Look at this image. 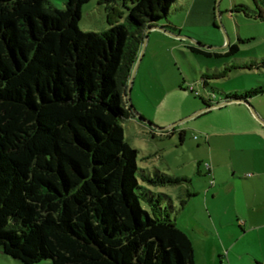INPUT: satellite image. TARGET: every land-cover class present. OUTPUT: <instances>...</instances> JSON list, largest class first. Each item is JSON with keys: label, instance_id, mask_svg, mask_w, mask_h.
<instances>
[{"label": "trees", "instance_id": "obj_1", "mask_svg": "<svg viewBox=\"0 0 264 264\" xmlns=\"http://www.w3.org/2000/svg\"><path fill=\"white\" fill-rule=\"evenodd\" d=\"M87 1L0 0V249L25 264H195L158 198L141 205L123 131L146 29L175 0H129L101 32L78 27Z\"/></svg>", "mask_w": 264, "mask_h": 264}, {"label": "rangeland", "instance_id": "obj_2", "mask_svg": "<svg viewBox=\"0 0 264 264\" xmlns=\"http://www.w3.org/2000/svg\"><path fill=\"white\" fill-rule=\"evenodd\" d=\"M65 2L47 0V5L63 8ZM130 5L129 0H116L112 6L89 0L81 5L78 27L101 32L125 22ZM259 10L264 12V0H175L167 16L147 32L144 46L142 41L128 95L126 90L127 107L140 116L133 113L126 119L123 131L125 141L137 149L141 205L147 208L148 197L153 194L158 198L163 213H168L192 240L196 264H206L204 246L210 240L206 232L222 230L221 237L227 240L236 230L241 231L242 215L255 213L251 210L256 199L253 187L264 189L261 181L256 185L247 182V165L237 159L240 152L242 156H259L264 152V139L246 135L245 142L238 143L229 135L236 133L240 123L262 125L248 106L262 119L264 15L259 17ZM247 93L244 100L232 98ZM222 102V106L188 117L207 104ZM223 125L225 129L219 133ZM183 126L187 131L181 137ZM199 128L223 134L211 145L214 162H219V178L207 173L205 164L215 168V163L204 139L208 132ZM230 223L235 226L232 234L226 228ZM210 244L214 249L216 243ZM0 264L25 263L0 249ZM30 264L51 263L43 259Z\"/></svg>", "mask_w": 264, "mask_h": 264}, {"label": "crops", "instance_id": "obj_3", "mask_svg": "<svg viewBox=\"0 0 264 264\" xmlns=\"http://www.w3.org/2000/svg\"><path fill=\"white\" fill-rule=\"evenodd\" d=\"M185 47H188V42L185 43ZM244 113L246 114V117L249 119L251 118V114L244 110ZM261 114V113H260ZM262 119L264 120V116L260 115ZM224 125L221 126L220 132H223ZM200 131L205 132L207 130L203 128H199ZM180 131H183L185 134L187 131V128L183 126ZM208 132V131H207ZM217 133L216 130L210 131L208 133H205L204 139L207 141L209 145V151H210V157L212 161H215L214 156L212 155V142L214 140H219L218 137L222 136L223 134H212ZM230 136L236 137V141L238 143H244L246 135H251V137H257L260 139H264V126L260 125L258 122H253L250 125L244 126V124H238V127H236V133L235 134H229ZM243 148V147H242ZM241 150V149H240ZM245 150V149H244ZM259 156H242L243 152L239 153V156H237V159L241 164L247 165V168L244 169L247 176H244L247 179V182L251 183L252 185H256L258 181H261L264 184V152ZM214 166L212 167L211 163L209 164V168L207 169V173L212 174L215 178H219L217 176V166L219 162H214ZM249 166V167H248ZM227 180V179H225ZM211 181L213 184H216L214 181V178L212 177ZM246 181V180H245ZM255 187V186H254ZM253 187V196L256 197L254 200V204L252 205L251 210L255 213L248 212L244 215H242V218L244 221H240L241 224V231L236 232L234 229V225L232 223L227 225V229L229 232H233L234 235L228 238L227 240L222 239L221 237V231L222 230H216L215 233L211 232L210 230L206 232L205 236L206 239H210L207 242H205L202 245L204 246V255L203 259L206 260V264H262L264 263V189H261L260 187ZM219 191V188H217L214 192H212V197L215 196ZM243 193H247L245 189H243ZM249 205L248 202H246V208ZM241 216V215H240ZM212 226H215L214 223H212ZM210 235H214V237H211ZM192 241V240H191ZM216 243L213 245L214 249H212V246L210 243ZM193 249L195 253V247L194 244ZM202 251V250H201ZM214 254V259L211 258V255ZM195 259V256H194ZM196 264V259H195Z\"/></svg>", "mask_w": 264, "mask_h": 264}, {"label": "water", "instance_id": "obj_4", "mask_svg": "<svg viewBox=\"0 0 264 264\" xmlns=\"http://www.w3.org/2000/svg\"><path fill=\"white\" fill-rule=\"evenodd\" d=\"M156 26L155 25H151V26H149L148 27V29L146 30V32H145V36H144V40H143V46H144V44H145V41H146V38H147V32L150 30V29H153V28H155ZM138 60H140L139 58L137 59V63H138ZM136 66H137V64H135V68H136ZM132 75V74H131ZM131 78L132 77H130V79L128 80V83H127V95H128V93H129V90H130V86H131ZM225 102H222V103H218V104H215V105H209V106H206V107H204V108H202V109H200V110H198L197 112H195L194 114H192V115H190V116H188V117H193V116H196V115H198V114H200L202 111H205V110H208V109H210V108H212V107H217V106H222L223 104H224ZM245 103L246 104H248V102L247 101H245ZM248 106L250 107V110H251V112H252V114L259 120V122H261V124L264 126V121H263V119H260L259 117H258V115H257V113L254 111V109L251 107V105H249L248 104ZM134 113V112H133ZM135 115L137 114V113H134ZM138 115V114H137ZM139 116V115H138ZM140 117V116H139ZM149 123V122H148ZM158 129H162L163 130V128H158ZM262 264H264V263H262Z\"/></svg>", "mask_w": 264, "mask_h": 264}]
</instances>
